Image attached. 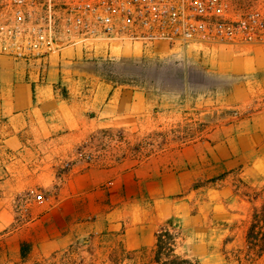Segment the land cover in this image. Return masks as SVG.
Returning a JSON list of instances; mask_svg holds the SVG:
<instances>
[{"label":"crops","instance_id":"0c3cea01","mask_svg":"<svg viewBox=\"0 0 264 264\" xmlns=\"http://www.w3.org/2000/svg\"><path fill=\"white\" fill-rule=\"evenodd\" d=\"M247 46L213 67L242 79L224 103L251 111L204 138L113 165L84 162L76 147L95 128L137 125L157 101L80 64L139 47L66 49L49 58L43 79L0 54V264H157V232L169 220L180 232L176 253L199 264H264V45ZM157 48L150 53L164 54Z\"/></svg>","mask_w":264,"mask_h":264},{"label":"built area","instance_id":"2783aa9c","mask_svg":"<svg viewBox=\"0 0 264 264\" xmlns=\"http://www.w3.org/2000/svg\"><path fill=\"white\" fill-rule=\"evenodd\" d=\"M161 43L264 45V0H0V54L32 64L42 79L66 49L149 53Z\"/></svg>","mask_w":264,"mask_h":264},{"label":"rangeland","instance_id":"374dc122","mask_svg":"<svg viewBox=\"0 0 264 264\" xmlns=\"http://www.w3.org/2000/svg\"><path fill=\"white\" fill-rule=\"evenodd\" d=\"M245 45H166L164 49L168 51L157 48L164 52L160 56L142 54L138 48L136 55L128 52L83 62L81 68L97 71L107 80L138 87L157 103L151 117L141 118L137 125L90 130L76 147V157L99 165L134 164L204 138L218 125L251 111L224 103L230 87L242 79L213 67L214 58L220 54L242 55L248 47ZM196 52L199 56H195ZM259 211L264 221V212ZM171 230L179 231L178 225L173 223Z\"/></svg>","mask_w":264,"mask_h":264},{"label":"trees","instance_id":"16d2710c","mask_svg":"<svg viewBox=\"0 0 264 264\" xmlns=\"http://www.w3.org/2000/svg\"><path fill=\"white\" fill-rule=\"evenodd\" d=\"M173 220H169L157 232L155 261L157 264H199L197 259L176 253V243L179 231L171 230Z\"/></svg>","mask_w":264,"mask_h":264}]
</instances>
